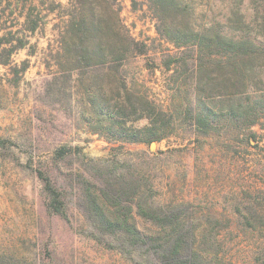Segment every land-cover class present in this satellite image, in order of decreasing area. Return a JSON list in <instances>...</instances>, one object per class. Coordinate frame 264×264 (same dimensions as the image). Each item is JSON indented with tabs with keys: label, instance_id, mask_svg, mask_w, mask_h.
<instances>
[{
	"label": "trees",
	"instance_id": "trees-1",
	"mask_svg": "<svg viewBox=\"0 0 264 264\" xmlns=\"http://www.w3.org/2000/svg\"><path fill=\"white\" fill-rule=\"evenodd\" d=\"M143 2L159 39L177 49L167 59L166 69H173L171 77L181 78L180 87H187L179 92V102L170 111L135 86L128 87L121 68L128 60L145 55L146 44L128 34L113 0H76L60 32L56 62L61 74L105 70L88 76L86 85L81 81L95 120L92 133L109 141L149 145L187 125L196 137H225L226 141L220 139L229 149L233 142L243 140L257 145L259 139L252 128H264V0ZM31 3L17 0L23 8L29 5L21 29L0 27L3 66L26 47L27 33L34 34L45 17ZM13 73L19 70L14 67ZM104 79L117 85L120 101L113 105L112 98L101 93L99 84ZM9 145L0 139V150L6 151ZM79 154L77 147L62 146L52 159L64 162ZM122 167L114 161L106 165L88 161L72 178L78 207L93 239L100 243L101 238L114 237L118 247L143 251L142 264H236L224 259L226 243L218 238L230 223L223 226L210 218L201 221L187 206L155 205L153 183L141 165L129 164L123 172ZM30 169L42 185L47 212L69 222L64 190L40 166ZM256 203L232 209L235 227L254 240L247 264H264V201ZM136 217L151 231H141ZM0 264L21 262L0 251Z\"/></svg>",
	"mask_w": 264,
	"mask_h": 264
},
{
	"label": "rangeland",
	"instance_id": "rangeland-1",
	"mask_svg": "<svg viewBox=\"0 0 264 264\" xmlns=\"http://www.w3.org/2000/svg\"><path fill=\"white\" fill-rule=\"evenodd\" d=\"M75 1L32 0L45 17L34 34L27 33L26 47L14 53L8 65L0 64V139L10 144L6 151L0 150V251L21 264H142L143 251L118 247L114 237L101 238L100 243L92 238L71 185L82 163L114 161L123 165L122 172L129 164L141 165L153 183L155 205L187 206L201 221L230 223L218 235L226 243L224 259L247 264L254 240L235 227L232 209L264 201V128H252L257 145L243 140L233 142L231 149L223 144L225 137H196L187 125L154 142L153 150L152 143L115 142L92 133L95 120L81 81L86 85L88 76L105 70L61 74L56 62L60 32ZM28 7L17 0H0V27L21 29ZM113 7L128 34L147 46L145 55L122 66L124 81L163 110H172L179 92L187 87H180L181 78L171 77L173 69H166L167 59L177 49L159 39L143 0H113ZM99 86L105 98H112V105L120 101L111 80H101ZM62 146L77 147L80 154L55 162L53 153ZM38 166L64 190L69 222L47 212L42 185L30 169ZM136 225L151 231L137 217Z\"/></svg>",
	"mask_w": 264,
	"mask_h": 264
},
{
	"label": "water",
	"instance_id": "water-1",
	"mask_svg": "<svg viewBox=\"0 0 264 264\" xmlns=\"http://www.w3.org/2000/svg\"><path fill=\"white\" fill-rule=\"evenodd\" d=\"M150 149H151V150L154 149V144H153V143L150 145Z\"/></svg>",
	"mask_w": 264,
	"mask_h": 264
}]
</instances>
